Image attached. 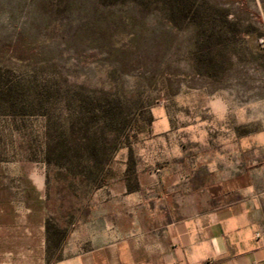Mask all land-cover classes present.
Wrapping results in <instances>:
<instances>
[{
  "label": "rangeland",
  "instance_id": "1",
  "mask_svg": "<svg viewBox=\"0 0 264 264\" xmlns=\"http://www.w3.org/2000/svg\"><path fill=\"white\" fill-rule=\"evenodd\" d=\"M263 161L264 0H0V264Z\"/></svg>",
  "mask_w": 264,
  "mask_h": 264
},
{
  "label": "crops",
  "instance_id": "2",
  "mask_svg": "<svg viewBox=\"0 0 264 264\" xmlns=\"http://www.w3.org/2000/svg\"><path fill=\"white\" fill-rule=\"evenodd\" d=\"M202 198L163 194L128 206L121 233L49 264H264V161L238 170ZM217 201V204H214Z\"/></svg>",
  "mask_w": 264,
  "mask_h": 264
},
{
  "label": "trees",
  "instance_id": "3",
  "mask_svg": "<svg viewBox=\"0 0 264 264\" xmlns=\"http://www.w3.org/2000/svg\"><path fill=\"white\" fill-rule=\"evenodd\" d=\"M46 230H47V235H48V233H49V226H48V223L46 222ZM49 239H47V244L49 245ZM48 249V248H47Z\"/></svg>",
  "mask_w": 264,
  "mask_h": 264
}]
</instances>
